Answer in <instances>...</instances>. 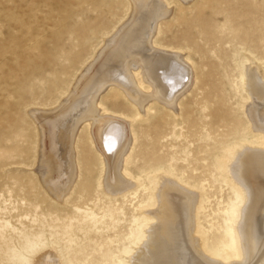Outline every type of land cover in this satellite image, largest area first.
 Segmentation results:
<instances>
[{
  "label": "rangeland",
  "instance_id": "obj_1",
  "mask_svg": "<svg viewBox=\"0 0 264 264\" xmlns=\"http://www.w3.org/2000/svg\"><path fill=\"white\" fill-rule=\"evenodd\" d=\"M126 3L0 0V264H25L27 248H39L36 257L52 240L67 264H126L146 229L143 211L154 208L149 175L159 163L201 193L198 231L205 249L218 258L233 257L241 196L219 163L225 146L232 153L264 142V134L254 133L243 115L247 94L240 79L244 54H253L264 72V0L171 1V18L158 38L187 54L197 78L180 100L179 115L152 103L147 115L137 117L133 105L116 98L121 105L115 108L128 112L122 115L136 138L127 163L128 178L139 185L135 194L103 193L101 156L86 138L80 143L84 151L78 149L80 176L65 201L52 198L36 173L40 154L50 152L52 129L34 122L33 112L56 111L103 39L126 17ZM112 100L102 99L109 108ZM197 115L200 120L187 121ZM228 119L236 120L217 130L216 123ZM66 131L57 129L55 135ZM215 140L218 145H210ZM55 150L58 159L62 149ZM55 167L61 181L63 167Z\"/></svg>",
  "mask_w": 264,
  "mask_h": 264
},
{
  "label": "bare ground",
  "instance_id": "obj_2",
  "mask_svg": "<svg viewBox=\"0 0 264 264\" xmlns=\"http://www.w3.org/2000/svg\"><path fill=\"white\" fill-rule=\"evenodd\" d=\"M171 1L127 0L126 17L103 39L98 53L95 55V51V57L83 66L84 70L69 87L56 111L33 112L34 122L40 120L42 126L45 123L52 129L50 152L45 155V151L42 152L36 166V173L52 198L63 202L72 192L80 176L78 149L84 151L83 144L80 146L84 138L101 156L98 186L103 185V193L126 196L137 192L139 185L133 186L127 170L136 138L131 132V121L122 115L128 112L115 108L121 105L116 98L121 96L133 105L137 117L147 115L152 103L179 115L180 100L197 78L187 54L158 38L165 22L171 18ZM244 55L240 79L247 101L242 104V112L250 129L264 134V72L253 54ZM110 97L113 100L109 108L102 99ZM114 101L119 104L114 106ZM191 118L187 121L193 124L201 116ZM203 119L207 120L206 114ZM231 120L236 119L216 123L217 130L226 124L229 126ZM57 129L67 131L55 135ZM261 144L260 147L242 145L232 153L231 146H225V154L220 158L219 164L227 169L226 180L237 188L242 203L233 229V257L218 258L205 249V238L198 231L201 193L186 186L187 182L175 179L159 163L160 169L150 170L149 175L154 208L143 211L147 214L146 229H141L136 237L135 248L129 251L126 264H264V142ZM210 145L218 143L215 140ZM55 147L62 149L58 159ZM90 158L86 152L85 162ZM56 163L63 167L61 181L55 176ZM51 243V248L36 257L33 255L39 248H27L25 264H67L58 241Z\"/></svg>",
  "mask_w": 264,
  "mask_h": 264
}]
</instances>
